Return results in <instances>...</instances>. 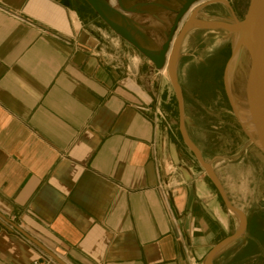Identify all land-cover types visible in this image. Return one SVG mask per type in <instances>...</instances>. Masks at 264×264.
<instances>
[{"label": "crops", "instance_id": "0c3cea01", "mask_svg": "<svg viewBox=\"0 0 264 264\" xmlns=\"http://www.w3.org/2000/svg\"><path fill=\"white\" fill-rule=\"evenodd\" d=\"M168 1L122 0L128 13L111 0L126 18L111 17L159 50ZM160 71L86 0H0V264L39 251L65 264H205L229 236L212 188L161 135Z\"/></svg>", "mask_w": 264, "mask_h": 264}, {"label": "rangeland", "instance_id": "374dc122", "mask_svg": "<svg viewBox=\"0 0 264 264\" xmlns=\"http://www.w3.org/2000/svg\"><path fill=\"white\" fill-rule=\"evenodd\" d=\"M249 2L211 0L197 6L192 13L204 21L218 20L234 25L244 19ZM181 3V0L167 2L172 10L170 24ZM236 38V34L217 27L189 29L179 48L177 77L183 91L187 133L215 169L229 201L248 219L246 232L219 254L213 264H264V240H261V236L264 238V152L240 109H245L238 99L244 78L239 80L235 74L231 80ZM160 74L168 79L166 88L170 89L168 100L167 89L158 100L154 98L161 135L176 145L185 165L191 167V170L186 166L184 169L191 174L200 172L212 188L222 205V219L227 226L225 235L230 236L240 226V217L226 208L205 170L183 142L173 85L168 75L161 71ZM247 246L250 250H245Z\"/></svg>", "mask_w": 264, "mask_h": 264}, {"label": "water", "instance_id": "95a60500", "mask_svg": "<svg viewBox=\"0 0 264 264\" xmlns=\"http://www.w3.org/2000/svg\"><path fill=\"white\" fill-rule=\"evenodd\" d=\"M88 4L93 8V10L98 14V16L120 37L134 46L141 54L148 58L155 66L157 70H162L167 63V54L171 50V57L168 63V73L170 81L173 85L179 112V132L183 142L194 154L199 164L205 170L212 184L217 189L223 203L226 208L240 217V226L237 230L230 236L224 238L218 244H216L207 256L205 264H213L214 258L217 252L227 245L228 243L241 237L247 230L248 219L246 214L235 207L228 199L225 190L217 176V173L213 166L206 162L203 155L195 144L190 139L186 126H185V113H184V97L181 85L177 77V59L179 54V45L183 39L186 32L193 27H206V28H222L233 34L237 35V45L236 47H242L243 50L247 51L248 63L245 62V69L243 74V85L246 86L248 82L252 81V73H255L253 80L255 86L258 87V96L261 98L262 105L264 106V52L259 46V20L264 19V0H250L247 12L242 21H236L234 25L228 23L213 20L204 21L198 18L190 17L185 20L186 15L189 10L199 0H181L182 3L178 8L173 21L172 26L169 29L166 41L162 44L159 50H154L143 45L135 36L129 25L122 24L111 17V13H118L123 18L126 15L121 12L132 13L135 12L134 8H128L123 5L122 0H116L119 5V9L111 4V0H86ZM178 33L176 39L174 37ZM174 40V42H173ZM173 43V44H172ZM258 76H260V84L258 81ZM258 98L253 97L249 103L254 107L257 105ZM255 136L258 141L260 149L264 152V124H255ZM53 258L57 260L60 264H65L62 260L53 255Z\"/></svg>", "mask_w": 264, "mask_h": 264}, {"label": "bare ground", "instance_id": "6f19581e", "mask_svg": "<svg viewBox=\"0 0 264 264\" xmlns=\"http://www.w3.org/2000/svg\"><path fill=\"white\" fill-rule=\"evenodd\" d=\"M207 1H211V0H199L195 4H193V6L191 7V9L189 10L188 14L185 17V20H187L190 17L196 18L195 13H192V11L197 6L203 4ZM259 26H260V29H259L260 32H259V38H258L259 39V46L261 47L262 51L264 52V19L260 18ZM177 35H178V33H176L174 40L176 39ZM174 40H173V42H174ZM236 41H237V38H236ZM180 44H181V42H180ZM179 48H180V45H179ZM171 50H172V48H170V50L167 54V63L165 65V67L161 70L162 73H164L168 76H169L168 63H169V60L171 57ZM247 57H248L247 51L243 50L242 47H236L235 56L232 59L233 63H232L231 80L233 79L235 74L238 76L239 80L241 79V77L244 74L245 63L246 62L248 63V61H249ZM241 61H243V62L241 63ZM253 76H255V73L254 74L252 73V81L248 82L246 86H244V85L240 86L239 93H238V99H240L242 105L245 106V109L244 108H240V109L242 110V113L244 114V117H245L244 120H245L246 124H248L249 127H251V129L253 131H255V127H256V126H254L255 124L256 125H257V123L264 124V106L262 105V102L260 100L261 98L258 96V87L259 86L258 87L255 86ZM227 80H228V70H227ZM258 81L260 84V81H261L260 76H258ZM253 97L258 98L257 105H255L254 107H252L253 105L251 103H249V101H251Z\"/></svg>", "mask_w": 264, "mask_h": 264}, {"label": "built area", "instance_id": "2783aa9c", "mask_svg": "<svg viewBox=\"0 0 264 264\" xmlns=\"http://www.w3.org/2000/svg\"><path fill=\"white\" fill-rule=\"evenodd\" d=\"M161 188H163V196L164 198L167 197L169 193V184H161ZM56 263L53 258L49 257L43 251H39V257L33 262V264H51Z\"/></svg>", "mask_w": 264, "mask_h": 264}, {"label": "trees", "instance_id": "16d2710c", "mask_svg": "<svg viewBox=\"0 0 264 264\" xmlns=\"http://www.w3.org/2000/svg\"><path fill=\"white\" fill-rule=\"evenodd\" d=\"M259 237H260V236H259ZM261 240H262V241L264 240V238H263L262 236H261ZM248 249L250 250V247L247 246V247L245 248V250H248ZM245 252L247 253V251H245ZM247 254H248V253H247ZM245 256H246V255H245Z\"/></svg>", "mask_w": 264, "mask_h": 264}]
</instances>
